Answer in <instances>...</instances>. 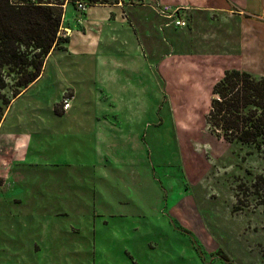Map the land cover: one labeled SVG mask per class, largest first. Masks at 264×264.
Returning a JSON list of instances; mask_svg holds the SVG:
<instances>
[{
  "label": "rangeland",
  "instance_id": "obj_1",
  "mask_svg": "<svg viewBox=\"0 0 264 264\" xmlns=\"http://www.w3.org/2000/svg\"><path fill=\"white\" fill-rule=\"evenodd\" d=\"M253 75L264 76V68ZM58 81L63 78L54 73L52 83ZM181 88L169 87L168 95L152 94L150 102H142L144 117L136 123L143 120L144 126L136 129L133 119V128L143 149L119 154L131 166L115 167L111 158L97 167L77 161L65 167L62 159L48 165L45 134L34 133L31 154L38 162L30 157L15 172L22 176L14 184L16 196L0 195V222L12 223L5 229L0 224V257H78L81 264H264V206L247 195L255 177L264 175V154L211 134L206 116L212 93L203 100ZM2 94L10 98L11 89ZM65 95L74 100L65 90L55 102L56 114L62 113ZM107 98L96 109L110 110L111 95ZM15 100L5 111L12 110L10 118L24 102L14 106ZM83 107L92 109L88 103ZM118 152L105 150L114 157ZM9 171L0 164V187ZM116 173L136 178L118 182ZM61 212L68 215H57Z\"/></svg>",
  "mask_w": 264,
  "mask_h": 264
},
{
  "label": "crops",
  "instance_id": "obj_2",
  "mask_svg": "<svg viewBox=\"0 0 264 264\" xmlns=\"http://www.w3.org/2000/svg\"><path fill=\"white\" fill-rule=\"evenodd\" d=\"M112 1L90 7L81 22L75 8L68 6L61 26L68 31L65 49L52 52L41 76L16 98L14 106L24 101L16 118H10L12 110L4 116L0 164H7L10 171L0 195L16 196L14 184L22 176L15 172L30 157L38 162L31 154L34 133L45 134L48 165L62 159L59 163L65 167L75 161L79 166L97 167L111 158L115 167L123 162L131 166L128 157L119 154L143 149L141 135L136 136L134 129L142 130L144 121L136 123V119L144 117L142 102H150L152 94L168 95L169 87L182 92V86L206 100L225 71L237 69L253 75L264 68V0H145V5ZM162 5L180 9L187 26L176 28L159 15L156 8ZM54 73L63 81L52 83ZM65 90L74 93L72 108L64 112L61 107L62 113L56 114L55 102ZM107 94L112 108L96 109L97 103L108 99ZM84 103L92 109L84 108ZM24 122L30 127H22ZM105 150H118V157ZM114 176L118 182L136 178L133 174ZM0 224L5 229L12 223ZM79 260L0 257V264H81Z\"/></svg>",
  "mask_w": 264,
  "mask_h": 264
},
{
  "label": "trees",
  "instance_id": "obj_3",
  "mask_svg": "<svg viewBox=\"0 0 264 264\" xmlns=\"http://www.w3.org/2000/svg\"><path fill=\"white\" fill-rule=\"evenodd\" d=\"M63 17L58 2L0 0V125L11 102L41 76L48 56L65 49L69 38L59 33ZM8 88L10 98L2 94ZM212 96L206 116L209 132L264 154V76L227 70ZM247 193L264 206V175L255 177ZM220 259L229 262L225 255Z\"/></svg>",
  "mask_w": 264,
  "mask_h": 264
},
{
  "label": "built area",
  "instance_id": "obj_4",
  "mask_svg": "<svg viewBox=\"0 0 264 264\" xmlns=\"http://www.w3.org/2000/svg\"><path fill=\"white\" fill-rule=\"evenodd\" d=\"M30 2L36 3L38 0H29ZM135 3L140 5H145V0H134ZM60 3L61 8L65 11L68 6H73L77 13L79 14L78 21L81 22L83 15H85L88 9L94 5H102L103 0H57ZM159 15L164 17L166 20L171 21V23L176 28H184L187 26V22L180 17V9L172 8L169 5H162L156 8ZM62 29V28H61ZM60 35L67 37L68 31L63 32L60 30ZM73 97L71 95H65L62 98L61 107L64 112H67L71 108ZM1 181V180H0Z\"/></svg>",
  "mask_w": 264,
  "mask_h": 264
}]
</instances>
